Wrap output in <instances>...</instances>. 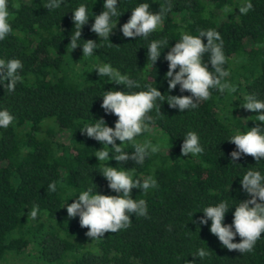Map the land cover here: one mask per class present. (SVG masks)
I'll list each match as a JSON object with an SVG mask.
<instances>
[{"label": "trees", "instance_id": "1", "mask_svg": "<svg viewBox=\"0 0 264 264\" xmlns=\"http://www.w3.org/2000/svg\"><path fill=\"white\" fill-rule=\"evenodd\" d=\"M48 2L8 0L12 32L0 40V59H19L23 65L19 70L23 80L14 92L9 93L0 83V110L7 109L15 117L8 128L0 127V264L11 257L32 258L42 264H264V234L251 253L241 254L222 246L210 232V220L206 225L199 223L205 207L227 201L224 223L231 224L235 206L251 198L242 189L243 175L249 170L264 175V158L257 162L242 155L233 162L230 153L236 146L228 140L255 127L254 116L262 114L241 105L250 94L264 101V0H248L253 9L247 14L238 9L246 0H118L122 15L112 17L117 25L110 41L91 31L95 16L105 10L104 0H63L53 10L44 8ZM169 2L171 11L147 39L123 36L121 28L139 4H149V11L156 13ZM81 4L87 7L89 20L77 41L81 47L72 50V16ZM225 5L232 11L225 12ZM208 29L222 37L223 67L229 73L224 81L237 91L221 94L212 89L209 100L184 112L161 102L163 116L153 109L149 113L154 118L151 131L136 137L138 143L158 144L157 153L150 154L142 165L132 160L98 161L95 151L104 145L81 129L101 118L115 127L118 118L101 107L104 92L146 91L145 86L150 85L165 100L168 95H191L181 92L179 85L169 92L164 57L180 41L182 32L198 36ZM164 39L168 46L161 48L153 65L147 47ZM87 40L97 44L92 56H83ZM202 40L207 43L206 37ZM203 63L213 70L210 53L204 54ZM103 64H110L141 87L127 89L100 77L95 69ZM189 131L198 134L204 149L196 156L181 154ZM123 147L129 155L134 151L132 142ZM107 150L110 157L115 155L111 145ZM105 164L128 170L141 182L151 176L158 187L147 193L132 190L134 199L146 201L147 218L133 214L127 229L93 240L86 235L88 229L80 226L78 216H68L66 205L89 188L118 195L100 173ZM52 182L57 184L55 192L48 191ZM33 205L39 207L35 219L29 215ZM233 242L239 243L240 237ZM201 248L210 255L194 257Z\"/></svg>", "mask_w": 264, "mask_h": 264}, {"label": "clouds", "instance_id": "2", "mask_svg": "<svg viewBox=\"0 0 264 264\" xmlns=\"http://www.w3.org/2000/svg\"><path fill=\"white\" fill-rule=\"evenodd\" d=\"M62 3L63 0H49L44 8L58 9ZM103 7L105 10L94 18L91 31L96 33L99 38L109 40L110 33L117 25V21L113 22L112 17H120L122 14L117 10L118 0H104ZM149 8V4L141 3L131 11L129 20L121 28L124 37L147 39L162 25L166 13L172 9V4L169 2L161 5L159 12L156 13L149 11ZM238 9L240 14H247L253 9V5L246 0ZM224 10L225 12L232 11L227 5ZM9 17L8 0H0V40H4L12 32ZM72 20L75 32L71 35L69 44L74 50L81 47L77 41L81 39L82 27L89 20L87 7L83 4L77 7L73 11ZM203 37L207 39L206 44L202 40ZM168 43L169 41L166 39L154 40L147 47L148 60L153 65L161 56V48L167 47ZM96 48V41H85L82 46L83 56H92ZM205 53H210L212 71H209L208 65L203 63ZM164 58L168 62L166 79L169 92L179 85L181 92L186 91L191 95H168L165 100L164 94L157 87L150 85L145 86L146 91H105L101 107L105 113L113 114L118 118L115 127L107 126L105 120L101 118L95 120L94 124L85 125L81 129V132L85 133L87 137L104 145L101 150L95 151L98 161L107 162L109 159H115L117 162H127L132 160L136 165H142L150 154L157 153L160 150L158 144L154 145L151 141L138 143L136 137L151 131L154 118L149 113L153 109L156 110L158 116H163L160 111L161 102L167 101L171 108H178L184 112L197 108L200 101L209 100L212 89L221 94L226 90L230 93L237 91L235 85L224 81L229 73L223 67L226 63L223 40L220 33L214 29L201 30L198 36L182 32L180 41L176 42ZM22 67V62L19 59L13 58L7 61L0 59V83L9 93L15 91L18 82H22L23 77L19 74ZM95 71L100 77H108L116 85L124 86L127 89L141 87L138 81L121 74L110 64L98 65ZM158 101L160 103H157ZM241 106L250 112L262 114L254 116V121L257 122L255 127L249 128L250 130L247 132H237L228 139L236 146V151L231 152L230 156L233 162L242 155L251 156L259 162L264 158V127L260 126V122H264V101L250 94L244 98V103ZM14 119L15 117L9 110H0V127L8 128ZM117 140L121 142L119 145L116 144ZM126 142L133 143L134 151L131 155L124 150L123 145ZM109 145L114 150L113 157L109 156L110 151L107 150ZM203 151L198 134L192 131L187 132L181 146V154L196 156ZM100 173L107 180L108 187L118 195H104L96 191L93 192V189L89 188L82 191L73 203L66 205L68 216L70 218L78 216L80 226L88 229L86 235L93 240L102 238L105 233H115L127 229L131 226L133 214L137 217L147 218L146 201L134 199L131 194L132 190L140 189L147 193L149 189L158 187L157 181L151 176L141 182L139 179H133L128 170H119L117 167L106 166V164ZM241 186L251 198L241 201L235 206L231 224L224 223L225 215L229 211L227 201L205 207L202 210L204 215L200 218L199 223L206 225L210 220V232L218 238L222 246L229 251L235 250L244 254L251 253L261 235L264 234V175L260 171L249 170L243 175ZM56 190V182L50 183L48 191L55 192ZM38 212L39 207L33 205L29 215L35 219ZM237 235L240 237V242L234 243ZM209 255L210 252L203 248L193 254L194 257L200 259Z\"/></svg>", "mask_w": 264, "mask_h": 264}, {"label": "rangeland", "instance_id": "3", "mask_svg": "<svg viewBox=\"0 0 264 264\" xmlns=\"http://www.w3.org/2000/svg\"><path fill=\"white\" fill-rule=\"evenodd\" d=\"M6 264H42V263L32 258L11 257L9 258Z\"/></svg>", "mask_w": 264, "mask_h": 264}]
</instances>
